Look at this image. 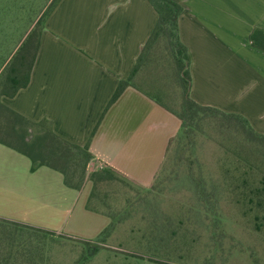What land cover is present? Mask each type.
Wrapping results in <instances>:
<instances>
[{"label":"crops","instance_id":"crops-1","mask_svg":"<svg viewBox=\"0 0 264 264\" xmlns=\"http://www.w3.org/2000/svg\"><path fill=\"white\" fill-rule=\"evenodd\" d=\"M171 1L181 7L177 34L189 56L188 97L238 115L264 135V0ZM157 19L148 0H56L43 17L27 86L0 96V103L31 122H47L71 144L87 145L92 167H109L125 183L149 187L179 131L175 110L142 87L153 86L150 79L137 81L143 68L108 103ZM85 188L66 187L47 167L32 171L28 158L0 144V220L49 229L60 217L72 232L87 230L82 238L92 243L109 220L86 210ZM24 198L31 209L18 207Z\"/></svg>","mask_w":264,"mask_h":264},{"label":"rangeland","instance_id":"rangeland-1","mask_svg":"<svg viewBox=\"0 0 264 264\" xmlns=\"http://www.w3.org/2000/svg\"><path fill=\"white\" fill-rule=\"evenodd\" d=\"M54 1L0 0V63ZM166 50L163 38L153 43L137 81L150 79L153 86L142 87L180 113L182 91ZM87 169L82 185L93 193L92 205L111 217V233L90 243L82 238L87 230L72 232L60 217L56 228L36 230L0 221V231L8 226L0 244L16 247L18 256L9 264H264V142L249 141L235 122L207 114L186 136L174 137L147 188L114 175L93 183ZM80 171L78 165L73 182ZM27 199L18 207L31 209Z\"/></svg>","mask_w":264,"mask_h":264},{"label":"trees","instance_id":"trees-1","mask_svg":"<svg viewBox=\"0 0 264 264\" xmlns=\"http://www.w3.org/2000/svg\"><path fill=\"white\" fill-rule=\"evenodd\" d=\"M148 1L158 15L156 25L140 55L136 59L130 76L126 80L119 82L108 106L112 105L119 98L124 89L130 85L129 80L131 76L135 74L141 66L145 65L146 62L150 61V51L153 43L163 38L166 42V51L169 52V56L172 59L171 70L177 72L175 77L182 91L180 103L181 112H175L180 122L179 131L176 136H186L189 130L191 131L193 126L196 127L207 114H212L221 117L225 122H235L237 132L245 135L249 141H256L257 143L264 142V135L254 132L246 120L240 116L200 106L188 97L190 78L187 67L189 56L185 47L180 43L177 34V20L181 13V7L171 0ZM52 5L49 9H51ZM42 20L43 18L41 21L38 20L30 31L26 32L24 39L18 45L17 51L12 53L9 61L0 72V79L1 76L7 77L5 79L6 81H4L5 84L1 85L0 96L5 95L11 97L15 95L19 89L27 86L30 70L37 53ZM253 41H255V37ZM5 61L1 62L0 65H3ZM9 83H11V85H9ZM173 140L174 138L170 140L168 148ZM0 144L28 158L31 162L32 171L38 167H47L60 173L63 177L64 185L74 190L82 188L86 169L93 159L87 145L80 147L71 144L55 135L47 122H31L4 106L2 103H0ZM78 165H81V171L77 177V182H73L75 179V170ZM87 171V173H89L88 178L90 181H93V183H96L97 180H111L113 175L119 177L113 169L106 166H104V168L98 167L91 171H89L88 168ZM92 199L93 193H91L90 190L86 203V210L109 217V215L102 213L92 205ZM109 218L111 223L96 237V243L101 244L103 238L108 236L113 230V222L111 217ZM0 221L5 222V225L14 227L15 230L16 228L36 230L30 226L3 220ZM5 227L8 226H4L0 234L3 236V239L5 238L7 240V234L4 230ZM14 249H16V247L12 245L6 247L0 244V264H9L12 258L13 260L14 258H18L14 253Z\"/></svg>","mask_w":264,"mask_h":264}]
</instances>
